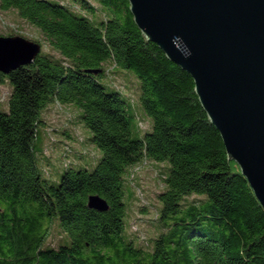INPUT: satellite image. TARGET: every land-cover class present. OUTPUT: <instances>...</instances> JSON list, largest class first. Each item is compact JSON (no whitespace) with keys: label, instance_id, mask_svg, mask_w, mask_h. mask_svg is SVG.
<instances>
[{"label":"trees","instance_id":"16d2710c","mask_svg":"<svg viewBox=\"0 0 264 264\" xmlns=\"http://www.w3.org/2000/svg\"><path fill=\"white\" fill-rule=\"evenodd\" d=\"M0 10L48 47L0 74L10 86L0 102V264H264V209L191 76L145 40L127 0H0ZM106 63L133 74L134 98L107 81ZM67 105L84 128L79 141L46 122L47 109ZM148 160L164 169L145 238L127 229L126 175ZM91 194L108 208H89Z\"/></svg>","mask_w":264,"mask_h":264},{"label":"water","instance_id":"95a60500","mask_svg":"<svg viewBox=\"0 0 264 264\" xmlns=\"http://www.w3.org/2000/svg\"><path fill=\"white\" fill-rule=\"evenodd\" d=\"M127 1L145 40L191 76L227 159L264 209V0ZM40 50L22 35H0V74L31 63ZM87 206L108 208L97 194Z\"/></svg>","mask_w":264,"mask_h":264},{"label":"rangeland","instance_id":"374dc122","mask_svg":"<svg viewBox=\"0 0 264 264\" xmlns=\"http://www.w3.org/2000/svg\"><path fill=\"white\" fill-rule=\"evenodd\" d=\"M100 16V12H96ZM12 32L19 34L28 39L40 38L38 31L25 20L17 16L13 10H0V33ZM46 43L41 41L40 53H43L47 49ZM105 67L108 68L106 79L112 85L124 90L132 98L135 97L137 81L133 74L122 70L118 67H113L111 63H106ZM103 84H106L104 78L99 79ZM10 86L7 81L0 82V102L1 105L4 104L7 95L9 93ZM131 105L132 102L129 101ZM6 108V104H5ZM131 111H136L137 115L134 113V122L140 118V111L132 109ZM76 109L67 105L65 107L52 106L45 112L46 122L49 125L55 127H67L68 132L71 133L74 138H79L84 135V128L78 122L76 118ZM139 117V118H138ZM147 117L142 114V120L140 123L141 128L148 127ZM149 129V128H148ZM53 131V130H52ZM53 137L68 142V138L63 136V133L59 131L52 132ZM77 140H69L68 143L72 144L75 148L82 150L79 146ZM60 145H65V143H59ZM89 146V145H88ZM47 148H49L47 146ZM58 149V148H57ZM57 149H47V153L52 157L56 156ZM88 152H92V148L89 146ZM92 165L89 164V168ZM164 169V163L146 161L139 163L138 165L130 168V173L126 175L128 180V198L127 202V229L130 232H134L138 235H143L145 238H150L155 234L156 226L154 221V216L158 209V199L157 192L163 187L161 172Z\"/></svg>","mask_w":264,"mask_h":264}]
</instances>
